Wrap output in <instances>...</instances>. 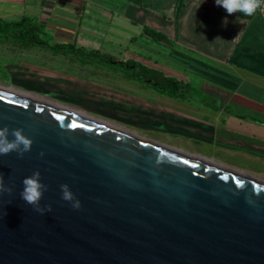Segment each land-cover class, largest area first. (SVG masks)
<instances>
[{"label":"water","instance_id":"obj_1","mask_svg":"<svg viewBox=\"0 0 264 264\" xmlns=\"http://www.w3.org/2000/svg\"><path fill=\"white\" fill-rule=\"evenodd\" d=\"M5 126L33 143L0 156V264H264L263 182L0 89Z\"/></svg>","mask_w":264,"mask_h":264},{"label":"rangeland","instance_id":"obj_2","mask_svg":"<svg viewBox=\"0 0 264 264\" xmlns=\"http://www.w3.org/2000/svg\"><path fill=\"white\" fill-rule=\"evenodd\" d=\"M5 19L14 21L20 16L6 15ZM52 21L46 23L53 28V35L47 32L46 36L51 44H55L53 36L56 41L69 38L76 42L77 48L98 50L120 61L133 59L169 77H182L176 79L187 84L189 91L184 99L170 98L148 85L125 79L116 71L84 64L69 54L55 55L40 47L25 49L3 35H0L1 89L264 183V140H255L250 134L251 124L262 125L253 123V117H240L234 108L221 107V99L208 90L221 85L235 88L237 83L222 82L218 69L201 66L202 69L199 61L179 52L185 59L181 62L184 67L195 66L194 74L185 72V78L175 70L176 50L172 51L173 58L162 43H154L137 26L125 24L126 31L117 32L120 35H109L106 25L101 26L98 37L86 38L91 43L86 46L97 49H87L80 46L86 44L85 40L78 41L77 36L60 32L57 20ZM226 116L235 120L245 118L241 121L249 125L242 123L243 128H239L240 122L226 123Z\"/></svg>","mask_w":264,"mask_h":264},{"label":"crops","instance_id":"obj_3","mask_svg":"<svg viewBox=\"0 0 264 264\" xmlns=\"http://www.w3.org/2000/svg\"><path fill=\"white\" fill-rule=\"evenodd\" d=\"M0 13V20L12 14L36 20L52 35L53 28L46 23L57 20L60 32L85 40L80 46L87 49H97L86 46L91 44L87 39L98 37L105 25L109 35L126 31L125 24L139 27L142 34L146 27L163 34L168 43L153 42L162 43L172 56L176 50L175 70L185 78L195 66L184 67L179 52L199 61V67L218 69L222 82L237 83L235 88L221 85L208 90L221 99V107L234 108L240 117L250 116L253 123H260L262 126L250 125V134L255 140H264V10L250 17L228 14L215 0H0ZM52 41L76 43L69 38L56 41L55 36ZM229 119L226 116L225 122H240L239 128L242 123L249 125L241 121L245 118Z\"/></svg>","mask_w":264,"mask_h":264},{"label":"trees","instance_id":"obj_4","mask_svg":"<svg viewBox=\"0 0 264 264\" xmlns=\"http://www.w3.org/2000/svg\"><path fill=\"white\" fill-rule=\"evenodd\" d=\"M143 32L155 42H169V39L163 34L147 27L144 28ZM0 35L10 38L25 49L40 47L51 51L55 55L69 54L74 58H80L84 64L88 63L107 70L116 71L123 78L148 85L170 98L184 99L185 94L190 89L187 84L180 80L169 77L164 72L133 59L115 60L111 55L101 53L98 50L87 51L82 47L77 48L75 43L51 44L46 40L45 25L27 17H22L18 21L0 20Z\"/></svg>","mask_w":264,"mask_h":264},{"label":"clouds","instance_id":"obj_5","mask_svg":"<svg viewBox=\"0 0 264 264\" xmlns=\"http://www.w3.org/2000/svg\"><path fill=\"white\" fill-rule=\"evenodd\" d=\"M218 7H222L228 14L242 13L245 16H253L258 10H264V0H215ZM14 139H9V136ZM33 141L23 134L22 129H9L8 126L0 128V156L9 154L10 152H17L19 156H23L25 152L31 150ZM40 172L35 171L31 176L23 179V190L21 198L28 204L33 205L37 211L43 212L44 209L40 207V201L43 192L46 190V185L41 182ZM12 192V188L4 184L3 177H0V193ZM62 199L71 202L74 208L81 206L80 201L74 196L70 190L69 185H61ZM51 211V206L47 208Z\"/></svg>","mask_w":264,"mask_h":264},{"label":"bare ground","instance_id":"obj_6","mask_svg":"<svg viewBox=\"0 0 264 264\" xmlns=\"http://www.w3.org/2000/svg\"><path fill=\"white\" fill-rule=\"evenodd\" d=\"M1 89V88H0Z\"/></svg>","mask_w":264,"mask_h":264}]
</instances>
